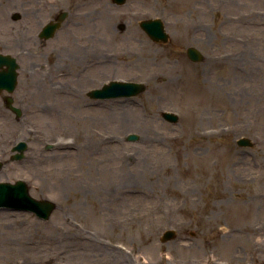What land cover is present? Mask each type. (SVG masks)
<instances>
[{"label":"rangeland","instance_id":"rangeland-1","mask_svg":"<svg viewBox=\"0 0 264 264\" xmlns=\"http://www.w3.org/2000/svg\"><path fill=\"white\" fill-rule=\"evenodd\" d=\"M81 1L55 0L54 9L42 10L26 4L41 25L67 9L56 37L24 55L43 71L69 63L72 94L45 100L33 87L34 98L15 99L21 118L0 101V165L27 143L23 159L0 168V182L24 180L33 198L57 204L48 220L0 209V264H77L92 246L100 264L124 263L108 262L101 245L125 251L128 264L139 256L168 264H226L231 254L236 264L264 259L249 230L257 226L264 238V198L254 200L264 192L256 180L264 177V0ZM9 2L0 0V44ZM82 10L89 20L112 21L117 39L96 35L72 45ZM155 18L170 36L166 44L139 25ZM189 47L203 53L201 62L187 56ZM111 81L142 82L147 90L103 101L87 96ZM202 86L208 99L198 96ZM16 92L28 96L22 82ZM123 109L129 125L121 123ZM131 134L138 139L129 141ZM241 137L254 146L240 147ZM170 229L176 237L162 242Z\"/></svg>","mask_w":264,"mask_h":264},{"label":"flooded vegetation","instance_id":"flooded-vegetation-1","mask_svg":"<svg viewBox=\"0 0 264 264\" xmlns=\"http://www.w3.org/2000/svg\"><path fill=\"white\" fill-rule=\"evenodd\" d=\"M53 2L55 4V0H10L9 2L13 9L8 13L6 22L4 21L5 35L7 36V39L4 43L0 44V54L8 56V59L0 64V78H2L3 83H11L13 81L14 70L11 62L12 58H15V71L17 76L16 86L13 91L8 90L9 84L7 86H3L4 84L1 85L0 101L1 106L5 107L14 115L15 113L8 105V100L12 99L13 104L18 106L15 99H23L24 97L34 98L35 96L32 97L29 94L33 87L36 88L35 93L38 92L41 96L43 95V97L46 98L45 100L53 98V94L55 98L59 97V100L67 101L72 94V87L70 86V81L73 80L72 67L69 63L60 65L57 64V62H53L48 70L43 71L40 63L25 61L26 56L24 55V52H31L32 48L30 47L35 46L34 44L38 43L42 45V42L45 43L49 39H54L57 33L66 25V20L69 16L67 9L57 10L56 15L49 21L57 20L58 16L63 12H66V18L61 21L59 30H57L51 38L44 39L41 37V31L44 25H41L40 21L35 17V10L28 11L30 8L26 4L36 3L39 5V10H42V7H45L46 4H50V8L54 9ZM65 2L69 3V0H65ZM42 4L44 5L42 6ZM261 41V44H264V38H262ZM56 51L57 50L54 49L53 53ZM262 61L264 62V57ZM95 63L96 66L100 64L98 61ZM21 82L25 85V90L28 92V96L16 92L17 87ZM41 84L47 89L46 91L42 92ZM32 93H34V91ZM75 94L77 95V92ZM35 105L36 103L30 104L33 108ZM36 106H39V103H37ZM11 160H13V155L10 158V161ZM8 162L3 163V165ZM3 165H0V168L3 167Z\"/></svg>","mask_w":264,"mask_h":264},{"label":"water","instance_id":"water-1","mask_svg":"<svg viewBox=\"0 0 264 264\" xmlns=\"http://www.w3.org/2000/svg\"><path fill=\"white\" fill-rule=\"evenodd\" d=\"M118 5H124L126 0H113ZM66 13H62L59 17V21L64 20ZM59 23L47 24L41 32V37L50 38L55 31L59 28ZM141 28L149 35V37L158 43H167L169 41V35L165 30L164 23L161 19H149L140 22ZM187 56L193 62H201L203 60V54L195 47H189L187 49ZM8 59V56L0 55V64ZM13 66V78L11 83H3L0 78V87L7 86L9 84V91H13L16 84L15 73V59H11ZM147 90V86L141 82H128V81H111L105 84L102 88L94 89L89 93L91 98L95 99H116L123 97L137 96ZM12 99L8 100L10 108L21 117L22 113L19 108H15L11 105ZM163 118L172 123L177 124L179 122V116L173 112H163ZM138 136L131 134L128 136L129 141H136ZM237 144L241 147H253V142L249 138H240ZM27 150V143L24 141L19 142L13 151L19 152L14 156V159H21L24 157V152ZM0 207L12 208L15 210H23L35 213L39 219L48 220L54 210L57 208L56 203L51 200H37L29 194V188L25 181L18 180L15 183L0 182ZM176 237V232L172 229L167 230L162 235V242H168Z\"/></svg>","mask_w":264,"mask_h":264},{"label":"bare ground","instance_id":"bare-ground-1","mask_svg":"<svg viewBox=\"0 0 264 264\" xmlns=\"http://www.w3.org/2000/svg\"><path fill=\"white\" fill-rule=\"evenodd\" d=\"M87 0H82L81 3L86 2ZM236 0H228L229 4L234 5ZM81 8V7H79ZM87 15H90L89 13H84V11H80L77 14V18L80 19L82 22H79V24H75V33H77V37L75 38L73 36V40L71 41L72 45H76L81 47V43L87 42L91 43L93 40L95 41L97 39L96 35L102 36L105 41H110L111 40H116L117 39V34H115L112 26V21L109 19H90ZM88 18V20H87ZM86 31V32H85ZM108 37V38H107ZM79 38L80 42L78 44L76 43L77 39ZM93 45L89 44L87 47L88 49L93 50L94 47ZM96 57H93V60H95ZM110 61L108 60V65L109 67ZM191 84V83H190ZM207 88L204 86L198 87L196 91L198 92V96L201 97L200 99L205 100L208 99L206 98V95L203 93L205 92ZM203 90V91H202ZM121 123L123 125H129L130 124V118H129V113L126 109H123L121 112ZM61 148H66L64 145L59 144ZM257 181H264V177H256ZM264 198V192L262 190H258L257 192L254 193V200H262ZM250 233L253 236V240H250V243L253 244V248L255 247L256 250L264 252V238L263 234L260 233V229L257 226H251L249 227ZM224 246V245H223ZM182 248H185L186 246L182 245ZM101 248H103L106 251V257L108 262H116L118 259H123L124 263L123 264H128V259L131 258V256H128L125 251H123L120 248H115L113 246L107 247L105 245H101ZM254 248V250H255ZM255 250V251H256ZM257 252V251H256ZM84 257L83 260H79L77 264H100L101 258L103 257L102 254L98 252V249L95 246H92L89 250L87 249L84 254H82ZM234 255L231 254V257L226 260V264H236L233 262ZM137 263L138 264H168L165 262L163 259L159 261H148L145 260L143 257L139 256L137 258ZM214 263V261H213ZM76 264V263H75ZM188 264H199V262H188ZM216 264V261L215 263ZM249 264H264V259L263 257L260 256H255L254 260L252 262H249Z\"/></svg>","mask_w":264,"mask_h":264}]
</instances>
